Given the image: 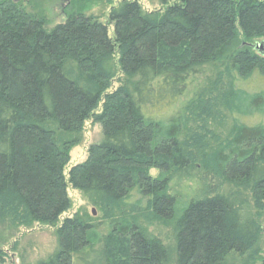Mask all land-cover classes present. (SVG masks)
<instances>
[{"label": "trees", "instance_id": "1", "mask_svg": "<svg viewBox=\"0 0 264 264\" xmlns=\"http://www.w3.org/2000/svg\"><path fill=\"white\" fill-rule=\"evenodd\" d=\"M154 1L161 8L151 12L122 1L107 24L78 12L48 29L0 0V224L56 228V252L36 264H95L96 245L101 264L264 257V89L255 87L264 56L254 49L264 0ZM219 87L214 98L232 120L223 139L198 125ZM86 121L101 126V141L65 175ZM196 170L192 196L172 195L177 176ZM207 179L243 199L214 193ZM68 188L100 218L59 224L72 207ZM148 222L169 229L170 243Z\"/></svg>", "mask_w": 264, "mask_h": 264}, {"label": "rangeland", "instance_id": "2", "mask_svg": "<svg viewBox=\"0 0 264 264\" xmlns=\"http://www.w3.org/2000/svg\"><path fill=\"white\" fill-rule=\"evenodd\" d=\"M17 4H21L28 13L42 16L47 22V28L52 29L59 24H63L66 18L73 13H82L85 16H92L97 18L101 23L107 24L108 14L112 8H116L122 1L133 0H14ZM143 11L151 12L160 9L159 4L154 0H134ZM109 31L112 33L113 28L109 26ZM118 76L112 83V90L118 87ZM256 88L264 89V83L260 82L255 85ZM111 90V91H112ZM222 90L219 87L212 95L209 104L210 109L208 113L203 114L201 127H207L208 130L214 134L218 139L225 138L232 128V120L230 115L221 104L217 103L218 98L215 96L221 95ZM214 98V99H213ZM257 119H252L249 123H257ZM208 134L207 132L205 135ZM101 126L94 124L92 121H86L82 128L81 141L76 147H73L69 152V164L65 168L64 174L75 165L85 162L88 156V149L91 145L97 144L101 141ZM207 142V141H206ZM159 172L151 170L152 177H158ZM192 177L188 174L177 176L171 186L172 195L180 199H186L192 196L193 190L198 183H202V178L199 170L191 172ZM210 185L214 188L212 191L217 194H226L232 196L234 199H243L244 193L237 191L233 187L226 184L220 185L217 181L208 180ZM212 186V187H213ZM211 191V192H212ZM68 198L71 201V210L60 218V223L65 218H71L74 215H79L85 219H99L100 213L94 208L88 197L71 188L67 189ZM264 216V215H263ZM264 218V217H263ZM150 223V224H149ZM146 226L147 231L161 239L164 243H170V231L156 223L148 222ZM56 228L40 226L33 224L29 227H10L7 224H0V252L4 254V262L0 259V264H36L44 261L52 256L57 250V238L55 234ZM97 231L100 235L105 234V228L99 227ZM100 246H94L91 254L89 253L88 260L95 264H101L99 256ZM262 256V255H261ZM263 257V256H262ZM254 264H264V257L257 260Z\"/></svg>", "mask_w": 264, "mask_h": 264}, {"label": "water", "instance_id": "3", "mask_svg": "<svg viewBox=\"0 0 264 264\" xmlns=\"http://www.w3.org/2000/svg\"><path fill=\"white\" fill-rule=\"evenodd\" d=\"M254 49L262 56H264V42L257 44Z\"/></svg>", "mask_w": 264, "mask_h": 264}]
</instances>
